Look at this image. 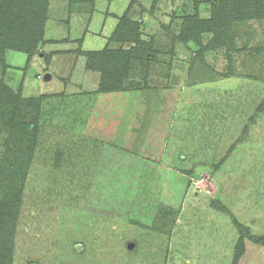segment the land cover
Masks as SVG:
<instances>
[{
    "label": "rangeland",
    "instance_id": "rangeland-1",
    "mask_svg": "<svg viewBox=\"0 0 264 264\" xmlns=\"http://www.w3.org/2000/svg\"><path fill=\"white\" fill-rule=\"evenodd\" d=\"M199 1L48 0L35 51H5L11 264H236L238 226L264 238V13L250 1L232 50L176 42L185 18H210ZM123 17L137 41H113ZM106 50L132 52L124 91H103L86 55ZM237 264H264V246L247 240Z\"/></svg>",
    "mask_w": 264,
    "mask_h": 264
},
{
    "label": "trees",
    "instance_id": "trees-1",
    "mask_svg": "<svg viewBox=\"0 0 264 264\" xmlns=\"http://www.w3.org/2000/svg\"><path fill=\"white\" fill-rule=\"evenodd\" d=\"M157 1L155 0V3ZM250 1L210 0V18L203 20L197 13L194 16L185 18L181 32L176 37V42H181L185 45L192 42L196 46H201L202 35L213 33L214 37L208 46L209 50L225 47L232 50L235 40L233 26L235 23H240L247 19L246 11ZM255 1L259 4L263 14L264 0ZM200 4L202 2L195 0L196 8ZM47 10L48 0H0V63L4 59L6 50L12 49L30 54L35 51L37 44L43 37ZM138 28L139 25L137 23H133L128 18L123 17L115 31L113 41H137L138 37L136 35L135 38L126 35L130 32L137 34ZM109 53L106 50L86 55L94 70L95 68H104L103 82H101L103 91L108 93L124 91V83L130 76L132 69V52L125 53L122 51L119 53L121 56L118 60H116L115 54L109 56ZM201 54L202 51L200 50L195 56L200 58ZM102 62L108 63L102 65L100 64ZM112 62H116L115 66L112 65ZM9 97L11 98L7 99ZM18 99L5 85L0 84V114L1 112L6 114L8 106H16ZM4 100L5 104H3ZM30 130L33 131V128ZM7 195L4 194L5 197L0 195V264H11L13 260L16 223L21 205L20 195L14 197H7ZM238 229L240 237L235 255L236 264L246 253L247 240H252V242L264 246V238H252L250 236L248 238L246 232L240 226H238Z\"/></svg>",
    "mask_w": 264,
    "mask_h": 264
},
{
    "label": "water",
    "instance_id": "water-1",
    "mask_svg": "<svg viewBox=\"0 0 264 264\" xmlns=\"http://www.w3.org/2000/svg\"><path fill=\"white\" fill-rule=\"evenodd\" d=\"M128 247H129V249H133L135 247V245L133 243H130Z\"/></svg>",
    "mask_w": 264,
    "mask_h": 264
}]
</instances>
